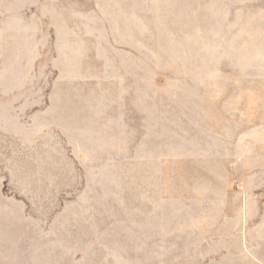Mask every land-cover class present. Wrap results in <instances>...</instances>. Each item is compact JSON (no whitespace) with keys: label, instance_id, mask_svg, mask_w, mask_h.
I'll return each mask as SVG.
<instances>
[{"label":"rangeland","instance_id":"374dc122","mask_svg":"<svg viewBox=\"0 0 264 264\" xmlns=\"http://www.w3.org/2000/svg\"><path fill=\"white\" fill-rule=\"evenodd\" d=\"M0 264H264V0H0Z\"/></svg>","mask_w":264,"mask_h":264}]
</instances>
